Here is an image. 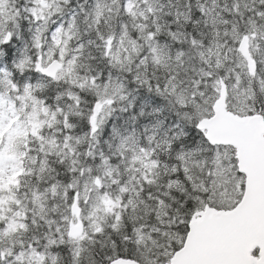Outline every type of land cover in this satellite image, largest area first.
<instances>
[{"label":"snow or ice","instance_id":"obj_1","mask_svg":"<svg viewBox=\"0 0 264 264\" xmlns=\"http://www.w3.org/2000/svg\"><path fill=\"white\" fill-rule=\"evenodd\" d=\"M0 264H264V0H0Z\"/></svg>","mask_w":264,"mask_h":264}]
</instances>
